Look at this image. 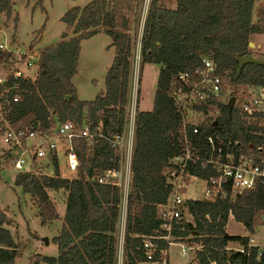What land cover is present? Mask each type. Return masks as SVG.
Segmentation results:
<instances>
[{
	"label": "trees",
	"instance_id": "16d2710c",
	"mask_svg": "<svg viewBox=\"0 0 264 264\" xmlns=\"http://www.w3.org/2000/svg\"><path fill=\"white\" fill-rule=\"evenodd\" d=\"M14 0H0V14L11 18ZM36 6L43 0H25ZM173 1V0H172ZM175 8L162 7V0H148L140 34L141 65L159 66L153 106L150 112L136 108L135 140L131 161V184L127 199L123 237L122 264H143L145 256L141 237L156 234L161 221L158 205L165 204L170 187L166 183L171 158L182 152L184 138L204 148L203 138L211 130L228 137L239 138L244 148L248 142L264 144V137L244 132L245 122L234 106L231 115L226 105L219 104L214 121L207 120L199 128V135L191 133V126H183L180 105L172 97L177 74L193 72L202 64L203 57L214 62L216 74L229 96L237 98L242 89L264 86V56H257L249 48L251 37L264 34V5L253 18L257 0H174ZM136 0H91L83 8L73 7L62 17L72 29L74 37L61 34L55 46L38 51L36 75L33 80H20L17 103H11L4 115L8 124L24 121L25 126L51 122L81 123L87 116L91 129L101 124L104 131H119L129 104L133 71L134 43L127 33L129 20L135 16ZM17 18L13 19L15 26ZM104 32L111 39L114 54L104 81V91L93 101H81L76 96L72 79L77 72L81 41ZM110 46V47H111ZM252 55L262 64H245L238 78L235 73L241 56ZM10 54L0 51V66H10ZM139 93V91H138ZM12 95V92L9 93ZM138 95V94H137ZM69 97L68 100L65 98ZM203 115L206 108L201 109ZM21 128V127H20ZM80 165L71 179L57 174H17L14 185L28 194L38 211L40 225L59 219L48 191L67 192L61 230L51 243L58 248L57 257L36 256L27 264H116L117 225L120 209L116 187L93 183L97 171L117 168L114 154L102 140L87 148L82 142L77 151ZM192 174L207 179L209 172L189 167ZM70 176V175H69ZM186 207L192 223L175 227L174 237L202 246L195 253V264H264V247H249V235L264 209L263 190L245 191L233 199L221 201L189 200ZM242 224L245 237L226 234V222ZM11 220L0 211V264H16L19 249L11 231L6 227ZM229 243L243 246L245 254L227 250ZM160 249L166 248L158 241ZM247 253V254H246ZM155 253L154 258H158ZM166 264H170L165 262Z\"/></svg>",
	"mask_w": 264,
	"mask_h": 264
},
{
	"label": "built area",
	"instance_id": "2783aa9c",
	"mask_svg": "<svg viewBox=\"0 0 264 264\" xmlns=\"http://www.w3.org/2000/svg\"><path fill=\"white\" fill-rule=\"evenodd\" d=\"M1 50L10 54V66L4 68L0 76V120L9 125L4 115L9 111L11 103L18 102L16 82L35 78L31 73L34 72L36 75L38 51H18L5 43H0ZM176 79L177 84L172 90V97L181 107L183 126H191V133L199 135L202 124L207 120L215 122L221 115L218 103L226 105L230 97L225 96V86L216 74L214 62L207 57H203L199 68L193 72H181L177 74ZM132 81L128 96L129 104L123 126L119 131H104L101 124L91 129L85 117L81 123L72 121L57 123L48 118L51 123L47 128L40 123L21 128L5 126L0 129V167L9 165L17 174L48 177H56L57 174L65 177L63 174L65 172L71 179L80 165L77 151L81 143L85 142L87 148H91L95 142L102 140L112 150L113 163H117V168L97 171L91 181L118 189L120 193L118 209L125 217L132 176L131 161L138 103L137 80ZM10 92L12 95H9ZM234 106L239 118L245 122L244 132L264 137V86L242 89L240 95L235 98ZM203 108L207 111L205 115L201 111ZM189 113L200 117V121L187 120ZM202 138L204 148L197 143L198 141L192 142L185 137L182 153L169 161L166 183L171 189L170 195L165 204L157 206V215L161 223L156 234L141 237L146 259L143 264H166L168 250L172 245L179 247L181 257L188 255L191 246L183 244L188 242V238L182 240L174 237L172 231L175 227L183 230V224L192 223L186 220L187 216L192 219L186 207L189 200L221 201L226 198L233 199L245 191L259 189L263 190L264 194V144L253 145L248 142V146L244 148L239 138L225 136L217 130H211ZM189 167L208 171L207 179L192 174ZM193 184L200 185L202 195L195 199L185 197L187 188ZM259 221L264 227V209ZM124 223L125 218L121 224L123 230ZM123 237L117 238L116 244L121 246L122 253ZM158 241L163 242L166 248L160 249ZM248 246L257 247L253 237L248 238ZM196 248L198 251L202 246L197 244ZM227 250L245 254L243 246L239 244L237 247L228 244ZM122 253L117 250L116 264H122ZM155 253L159 254L156 259Z\"/></svg>",
	"mask_w": 264,
	"mask_h": 264
},
{
	"label": "rangeland",
	"instance_id": "374dc122",
	"mask_svg": "<svg viewBox=\"0 0 264 264\" xmlns=\"http://www.w3.org/2000/svg\"><path fill=\"white\" fill-rule=\"evenodd\" d=\"M91 0H43L40 5H34L33 2L27 3L25 0H14L13 12L8 20L3 14H0V43L9 44L15 50H37L40 51L46 47L55 46L61 40V34L65 33L67 38L74 37L72 29H69L62 21L64 14L73 9V7L83 8L89 4ZM148 0H136L135 16L129 20V29L127 33L132 37L134 43L133 53V71L132 80L137 83V105L138 109L143 112H150L153 106V96L157 85V76L159 66L154 64L141 65L139 48L140 34L143 27V20L147 10ZM162 7L175 8V1L162 0ZM264 5V0H257V5L253 12V18H256L257 12ZM17 18L15 26L13 19ZM254 47H249L257 56H264V34H258L251 37ZM81 48L78 58L77 72L71 80L76 88V96L81 101L90 102L94 97L104 91L105 75L111 65L114 54V48L111 46L110 37L104 32H99L92 37L81 41ZM259 45V47H258ZM111 46V47H110ZM4 72V68L0 66V76ZM36 72V71H35ZM34 74V75H33ZM33 78L35 73L32 72ZM132 81V82H133ZM225 96H229L228 87H224ZM240 95V93H239ZM242 96V95H241ZM86 119L87 116L84 115ZM1 119V118H0ZM200 117L188 114L187 120L193 122L200 121ZM5 124L0 120V129ZM25 126L24 121L12 128ZM63 172V171H62ZM65 177L69 175L63 173ZM17 173L9 165L0 167V211L5 212L11 220V225L6 227L11 231L12 236L19 249L20 258L16 260V264H27L29 259L36 256L57 257L58 248L51 243L52 238L56 237L60 232L62 224V216L65 213V202L67 192L48 191L49 197L55 206V211L59 215V219L47 225H40L38 211L34 205L33 199L26 193H22L21 189L14 185V179ZM189 181L187 182L188 185ZM185 197L197 198L202 195L200 185H190L187 188ZM123 217L119 214V223L117 225V238L123 235L121 227ZM187 221L192 219L187 216ZM226 234L230 236L245 237L248 232L242 224H239L228 218L226 222ZM253 237L254 242L264 245V227L258 220ZM47 239L44 243L43 239ZM123 240V238H122ZM190 251L186 257H181L179 247L172 245L170 247V257L176 263L193 264L196 253L197 244L194 242L183 243ZM117 250L122 253L121 246L117 245ZM168 255V254H167ZM123 256V253H122ZM123 259V257H122ZM169 263V262H168ZM46 264V263H43Z\"/></svg>",
	"mask_w": 264,
	"mask_h": 264
},
{
	"label": "water",
	"instance_id": "95a60500",
	"mask_svg": "<svg viewBox=\"0 0 264 264\" xmlns=\"http://www.w3.org/2000/svg\"><path fill=\"white\" fill-rule=\"evenodd\" d=\"M253 46L254 47V44L252 42L249 43V47ZM238 61V66H237V70H236V73H235V77L238 78L240 72H241V69L242 67L245 65V64H262L263 62L261 61V59H257L255 58L254 56L252 55H245V56H241L239 59H237ZM66 100L69 99V97H66L65 98ZM234 103H235V97H230L229 100L227 101L226 103V109H227V113L229 115H231V111L233 109V106H234ZM217 124V122L215 121L214 122V126ZM44 243H47V239L44 238L43 239Z\"/></svg>",
	"mask_w": 264,
	"mask_h": 264
},
{
	"label": "crops",
	"instance_id": "0c3cea01",
	"mask_svg": "<svg viewBox=\"0 0 264 264\" xmlns=\"http://www.w3.org/2000/svg\"><path fill=\"white\" fill-rule=\"evenodd\" d=\"M258 47H259V45H258ZM229 218H231L232 220H233V218H232V216H229ZM226 229V228H225ZM226 232V231H225ZM254 240V239H253ZM231 246H233V247H237L238 246V243H229ZM255 245L257 246V247H259V248H261V247H264V245H259V244H256L255 243ZM167 262H169L170 264H186V263H176L175 261H173V258H171L170 257V248H169V250H168V255H167ZM193 264H195V262H193Z\"/></svg>",
	"mask_w": 264,
	"mask_h": 264
}]
</instances>
